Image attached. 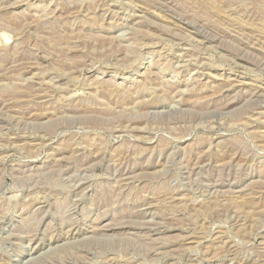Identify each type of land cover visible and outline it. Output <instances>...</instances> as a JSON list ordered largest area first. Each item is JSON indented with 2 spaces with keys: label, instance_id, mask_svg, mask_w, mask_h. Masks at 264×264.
Listing matches in <instances>:
<instances>
[{
  "label": "rangeland",
  "instance_id": "rangeland-1",
  "mask_svg": "<svg viewBox=\"0 0 264 264\" xmlns=\"http://www.w3.org/2000/svg\"><path fill=\"white\" fill-rule=\"evenodd\" d=\"M0 264H264V0H0Z\"/></svg>",
  "mask_w": 264,
  "mask_h": 264
}]
</instances>
